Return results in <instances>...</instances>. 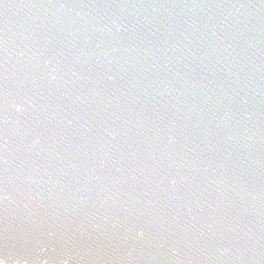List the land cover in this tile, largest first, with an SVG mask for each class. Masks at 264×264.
I'll use <instances>...</instances> for the list:
<instances>
[{"label": "water", "instance_id": "water-1", "mask_svg": "<svg viewBox=\"0 0 264 264\" xmlns=\"http://www.w3.org/2000/svg\"><path fill=\"white\" fill-rule=\"evenodd\" d=\"M0 264H264V0H0Z\"/></svg>", "mask_w": 264, "mask_h": 264}]
</instances>
